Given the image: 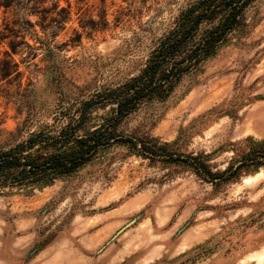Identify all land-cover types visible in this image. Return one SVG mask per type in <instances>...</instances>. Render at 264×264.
I'll use <instances>...</instances> for the list:
<instances>
[{"label":"rangeland","instance_id":"374dc122","mask_svg":"<svg viewBox=\"0 0 264 264\" xmlns=\"http://www.w3.org/2000/svg\"><path fill=\"white\" fill-rule=\"evenodd\" d=\"M192 1L48 0L71 18L53 39L29 16L37 57L15 55L22 75L0 89V146L137 74ZM4 18L13 14L1 8ZM122 127L213 173L243 166L213 182L188 162L110 148L72 174L0 195V264H264V0L168 100Z\"/></svg>","mask_w":264,"mask_h":264},{"label":"trees","instance_id":"16d2710c","mask_svg":"<svg viewBox=\"0 0 264 264\" xmlns=\"http://www.w3.org/2000/svg\"><path fill=\"white\" fill-rule=\"evenodd\" d=\"M47 2L0 0V9L13 14L12 21L4 18L0 22V89L4 82L9 84L22 75L15 55H25L28 60L37 57V48L26 40L35 26L29 16L40 15L43 31L53 39L69 22L70 6L53 3L45 7ZM253 2L192 1L158 39L137 74L114 86L103 87L82 101L77 110H57L52 124L41 126L16 143L0 146V195L72 174L115 146H126L131 152L151 159L188 162L197 173L213 182L218 178L225 182L235 179L243 165L213 173L200 158L176 156L167 151V146L158 148L147 138L125 132L122 126L139 110L168 100L186 75L198 71L242 29L246 11ZM107 107L111 110L105 115L96 110ZM256 161L264 165V153Z\"/></svg>","mask_w":264,"mask_h":264}]
</instances>
